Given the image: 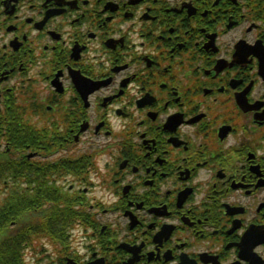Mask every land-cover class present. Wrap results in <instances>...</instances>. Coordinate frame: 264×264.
I'll list each match as a JSON object with an SVG mask.
<instances>
[{
    "label": "flooded vegetation",
    "instance_id": "1",
    "mask_svg": "<svg viewBox=\"0 0 264 264\" xmlns=\"http://www.w3.org/2000/svg\"><path fill=\"white\" fill-rule=\"evenodd\" d=\"M0 152L27 264H264V0H0Z\"/></svg>",
    "mask_w": 264,
    "mask_h": 264
},
{
    "label": "trees",
    "instance_id": "2",
    "mask_svg": "<svg viewBox=\"0 0 264 264\" xmlns=\"http://www.w3.org/2000/svg\"><path fill=\"white\" fill-rule=\"evenodd\" d=\"M12 138L9 137V141ZM6 155V161L3 156ZM5 161V162H4ZM17 160L11 154L0 152V264H25V253L35 247L42 237L60 238L62 232H52L49 225L60 217L66 216L71 224L83 218V214L75 210L69 201V196H34L41 191L44 180L36 183L27 178V170L35 171V166L25 164L23 168V183L19 177V168L13 163ZM25 179V180H24ZM65 201L58 208L54 205ZM54 203L49 205V203Z\"/></svg>",
    "mask_w": 264,
    "mask_h": 264
},
{
    "label": "rangeland",
    "instance_id": "3",
    "mask_svg": "<svg viewBox=\"0 0 264 264\" xmlns=\"http://www.w3.org/2000/svg\"><path fill=\"white\" fill-rule=\"evenodd\" d=\"M95 182H97L96 179H95ZM91 194H93V195L98 194V196H89V198H92L93 200H94L95 198L103 197V196H101L102 193H101V190H100L99 187H95ZM104 197H106V196H104ZM108 197H109V196H107V198H108ZM0 200H1V199H0ZM0 204H1V201H0Z\"/></svg>",
    "mask_w": 264,
    "mask_h": 264
}]
</instances>
